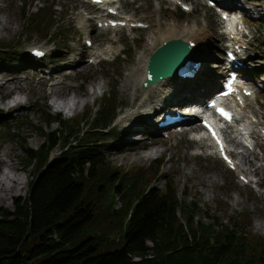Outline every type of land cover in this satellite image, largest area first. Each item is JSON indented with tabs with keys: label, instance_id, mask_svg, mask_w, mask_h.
<instances>
[{
	"label": "rangeland",
	"instance_id": "rangeland-1",
	"mask_svg": "<svg viewBox=\"0 0 264 264\" xmlns=\"http://www.w3.org/2000/svg\"><path fill=\"white\" fill-rule=\"evenodd\" d=\"M36 1V3H35ZM0 0V18H8L14 22V29L9 32H0V40L5 42L7 50L15 52L16 59L0 62V71L7 70L20 78V84L24 87V92H20L26 100L23 108L11 111L3 108L0 103V144L1 146L11 145L13 160L20 166L18 172L28 174V179L20 191L9 199L1 202L0 207L14 208L16 200L25 198L28 195L30 181L37 176L35 160H27L29 151L39 148L45 141L46 136L42 132H49L56 129L59 123L55 120L50 125L44 122V112L50 110L59 112L64 117H73L86 110L87 116L94 118L97 115V109L105 107V96L114 84V91L117 102L116 115L113 117L112 125L121 111L130 109L132 96L128 93L124 82L129 74L139 68L137 61L138 54L142 49L146 53H150L147 46L148 36L152 30L157 31L158 28L164 29L168 22L174 21L180 24L196 23L199 26H205L207 30L218 34L220 38L213 40L214 43L207 49L208 58L203 62L205 71H209V77L215 81L223 71L215 67V61H221L224 55L221 51L225 48L226 37L224 34V23H221L219 15L214 9L210 8L205 0H182L190 4L192 10L187 12L179 7L175 2L169 0H124L120 3L125 14L132 15L140 21L150 24L145 28H119L100 30L97 29L96 23L90 20V32L86 33L82 29V20L84 15L103 14V9L93 5L85 0ZM53 2L55 11H53L54 22H58L54 28L36 29L29 26L31 15L25 20L23 18L24 2H28L29 13L38 7L43 8L47 2ZM238 7L245 10L241 12L242 20L246 24V31L249 35V50L246 52L245 70H243V83L251 86L257 93L256 102L252 108H258L259 104L264 102V13H257L253 8H263L264 0H239ZM241 11V10H240ZM160 26H159V25ZM48 33V35H46ZM90 36L95 42L94 46L101 48L104 52L95 64H89L88 56L84 51L89 50L85 46V39ZM112 45L113 50H106V47ZM32 46H41L47 48L49 55L38 61L29 55ZM120 49V55L116 56V52ZM116 56V57H115ZM82 60H78V59ZM96 59V60H97ZM79 61V62H78ZM217 69V70H215ZM65 70V71H64ZM214 70V72H212ZM118 73L116 75L115 73ZM56 73V74H55ZM71 73L70 75H66ZM53 76V80L46 79ZM65 78L61 87V95H73V89H87L88 87H97L99 82L104 84V89L98 91L96 101L92 96L80 97L84 103H81L77 111L70 113L56 109L54 106V97L51 96L52 81ZM143 83L139 86L142 87ZM142 89L139 88L140 93ZM78 91V90H77ZM213 90L209 92L212 93ZM208 95V94H207ZM163 95L152 98L148 105L139 108L140 118L144 120V116L148 113L153 115L155 120H159L161 115L158 111L162 103ZM61 101V100H60ZM102 106V107H101ZM262 109V108H261ZM264 110V108L262 109ZM160 111V110H159ZM14 112V113H12ZM161 118V116H160ZM119 117L116 120V133L120 140L108 141L105 143L102 153L113 164L120 166L122 169H132L137 166L147 167L154 163L157 159H163L164 164L160 174L165 178L156 182L155 185L164 188L166 179H174L178 185L179 195L182 197L184 193L198 200L203 211H199L198 215L202 220L209 222V215H219L225 221L229 216H237L241 213H248L251 216L250 230L252 233L264 236V228H257V223L262 220L264 222V184L258 185L256 181L260 179L264 182V146L258 145L254 149L255 155H251V159L258 164L259 167L256 174L252 173L254 166L242 160L238 155L241 167L246 171L251 181L245 184L240 180L237 173L230 170L221 159L209 153V151L201 148L207 146L205 141L196 142L188 131L181 133H169L160 131V142L151 143L154 139L150 132L146 135L149 138H138L144 135L145 131L131 132L125 135V130L131 126V122L124 121L119 123ZM150 122V121H149ZM152 124V123H151ZM231 131V130H230ZM172 132V131H170ZM229 134H232L230 132ZM227 138L229 135L227 133ZM139 141L144 143L140 145ZM138 144L136 145V143ZM136 146V150H126L127 147ZM161 148L162 151L150 159L136 160L133 152H142L146 149ZM231 149L241 151L238 146L234 148V142H231ZM62 146L59 144L52 152V156L56 157L60 154ZM209 150L210 147H208ZM130 153V156H126ZM0 169L2 166L0 164ZM251 172V174H250ZM187 191V192H186ZM119 202L117 206H119ZM91 235L104 236L106 233L112 239H118L122 233L120 229H114L111 232L105 230H90Z\"/></svg>",
	"mask_w": 264,
	"mask_h": 264
},
{
	"label": "trees",
	"instance_id": "trees-1",
	"mask_svg": "<svg viewBox=\"0 0 264 264\" xmlns=\"http://www.w3.org/2000/svg\"><path fill=\"white\" fill-rule=\"evenodd\" d=\"M53 11L48 1L29 13L24 2L23 18L49 31L58 24ZM7 48L0 40V62L24 61ZM114 88L94 118L86 110L69 118L44 112V122L59 126L42 132L44 143L26 157L36 159L37 171L28 195L13 209L0 207V264H264V236L249 229L248 213L228 221L208 214L207 222L198 215L201 203L181 197L174 179L155 185L165 179L162 158L127 170L105 157V143L119 140ZM114 229L118 239L89 233Z\"/></svg>",
	"mask_w": 264,
	"mask_h": 264
},
{
	"label": "bare ground",
	"instance_id": "bare-ground-1",
	"mask_svg": "<svg viewBox=\"0 0 264 264\" xmlns=\"http://www.w3.org/2000/svg\"><path fill=\"white\" fill-rule=\"evenodd\" d=\"M171 2H177L178 0H169ZM109 6H116V4H111L106 1ZM239 0H230L227 4L229 8H237ZM103 10L108 14V7ZM101 8L105 6L100 5ZM115 8V7H114ZM242 9H245L242 8ZM258 14L264 13L263 8H253ZM96 16L94 15H84L82 20V29L86 32H90V20L92 21ZM134 16L132 15H124L120 17V19H129L128 22H134ZM237 18L232 17L229 20L228 26L230 29L226 32L229 36L234 34L236 37H239L240 33L237 31V26L239 21L237 22ZM100 21H105L106 19H99ZM159 25V24H158ZM150 26V24H148ZM160 26V25H159ZM14 29V22L8 18H0V32H9L10 30ZM119 29V28H116ZM90 36H87L89 38ZM220 38L218 34L210 32L207 28L203 26H199L196 23L189 24L183 23L180 24L178 22H168L165 28L162 30L160 28L157 31L152 30L148 36L147 46L150 49V53H146L145 49H142L141 52L138 54L137 61L139 63V68L141 67L140 72L138 69H134L125 80L124 85L128 90V93L132 96V101L130 102V109L127 111H121V115L119 117V122L121 121H132L131 126L128 127L125 132H141L145 131L141 134L138 138H149L146 135L150 132V135L154 136L151 143L160 142L159 133L160 128L156 125L157 121H155L153 115L151 116V112H148L147 115L144 116V120L140 118V113L138 112L139 108L146 107L148 102L152 100V98L157 97L158 95H163L162 104L167 102H185L190 101L192 97H195L198 94V97L201 98L215 87V80L209 77V71H205L202 69L203 62L208 58H211V55H208L207 49L211 46L215 39ZM172 39H182L187 42H195L196 45L192 48L190 53V59H194L195 61L201 62L200 69L194 79H182L180 77H173V78H166L164 80L158 81L150 86H147L144 90H141L140 93L139 87L146 78L147 67L149 63V59L151 54L157 50L159 47L164 45V42ZM114 47L109 45L106 47V50H113ZM104 51L97 47L93 46L89 50V57L90 58H98L102 55ZM223 64V62L221 63ZM215 66H219L218 64H214ZM217 70V69H215ZM65 71V70H64ZM9 72V71H8ZM7 70L0 71V103H2L3 108L8 110L10 113L11 111H16L17 108H23L26 104V100L23 98L20 92H24V87L20 84V78H17L13 73H8ZM214 72V70L212 71ZM56 74V73H55ZM53 80V76H49L48 78H44V81ZM65 78L58 79L52 81V88L50 94L54 97V106L58 110H62L63 112L70 113L72 111H77L79 109L81 103H84V100L80 98L81 96L87 97L92 96L93 101H96L98 97V91L104 89V84L99 82L97 87L91 88L88 87L87 89H82V86L78 87V91L75 88L68 87L73 89V95L67 94L66 96H62L60 93L61 87L64 84ZM203 89V90H202ZM188 98V99H187ZM245 105H241L238 107H234L236 111V115L239 117L240 121L233 123L231 125L232 134L229 135V141L234 142L237 146L242 148L241 151H237V154L241 155L242 160L247 162L248 164H252L254 166L252 173L256 174L259 167H263V164L255 163L251 159V155H255L254 149H251L249 146H246L245 142L249 143V135H247V131L252 129V132L259 128L260 125L264 126V102L259 104L258 108H252V105L256 102L257 93H254L251 96L243 97ZM61 100V101H60ZM1 106V105H0ZM262 108V109H261ZM160 108L156 112L160 113ZM1 111V108H0ZM12 112V113H14ZM150 121V122H149ZM152 123V124H151ZM189 129L188 131H190ZM149 134V133H148ZM251 138V137H250ZM140 145L144 146L142 141H139ZM138 142L136 143V145ZM11 150V145H4L1 146L0 144V164L2 169H0V201L3 202L14 194L18 193L20 189L24 186V183L28 179V174L23 172H18L20 166L16 161L13 160V155ZM126 150L134 151L136 150V146L134 147H127ZM162 151L161 148H151L143 150L142 152H133L135 155L136 160H146L150 159L156 154ZM130 153H127L126 156H130ZM242 171L244 169L242 168ZM246 172H248L246 170ZM250 172V174H251ZM249 174V172H248ZM255 182L254 180H250ZM258 185H263L264 182L258 178L256 181ZM257 228L261 229L264 228V222L260 220L257 223Z\"/></svg>",
	"mask_w": 264,
	"mask_h": 264
},
{
	"label": "water",
	"instance_id": "water-1",
	"mask_svg": "<svg viewBox=\"0 0 264 264\" xmlns=\"http://www.w3.org/2000/svg\"><path fill=\"white\" fill-rule=\"evenodd\" d=\"M191 47L183 40H170L159 47L150 57L147 71L146 86L175 73V67L184 64L189 58Z\"/></svg>",
	"mask_w": 264,
	"mask_h": 264
}]
</instances>
